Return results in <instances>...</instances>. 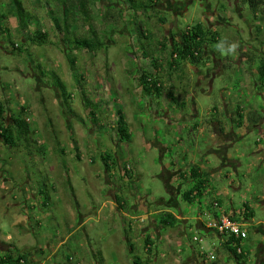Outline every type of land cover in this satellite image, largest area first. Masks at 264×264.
I'll return each instance as SVG.
<instances>
[{"label": "rangeland", "instance_id": "obj_1", "mask_svg": "<svg viewBox=\"0 0 264 264\" xmlns=\"http://www.w3.org/2000/svg\"><path fill=\"white\" fill-rule=\"evenodd\" d=\"M23 3L38 26L21 29L11 0H0V13L6 16L0 32V104L8 123L19 115L26 119L34 144L29 158L24 149L0 140V256L15 247L31 254L28 264H134L135 256L146 264H238L218 236L198 228L199 219L206 226L235 209L234 219L247 224L248 238L241 244L247 264H257L264 247V209L254 199L264 195V167L253 164L264 139L253 126L264 123L247 122L252 128L235 129L230 140H217L211 131L213 122L231 121L224 104L231 106L230 113L240 108L245 118L252 111L264 114V57L259 58L264 52L254 46L264 33L248 22L253 20L250 7L237 0H152V10L135 13L129 0H100L93 8L96 28H119L107 51L91 54L64 41L49 16L50 9L62 16L51 0ZM196 24L218 33L220 44L211 48L223 62L209 57L199 65L174 64V46ZM38 29L49 35L43 45L31 42ZM138 32L146 38L137 39ZM12 44L24 52L14 51ZM233 45L239 50L234 54ZM226 56L238 60L224 63ZM31 58L63 79L74 114L34 72ZM142 71L163 84L160 98L144 94ZM81 90L98 104L95 117ZM120 113L130 142L118 134ZM105 154L116 162L112 174L105 168ZM190 166L220 169L222 178L210 175L209 183L221 194L186 202L183 195L194 182L179 180L174 172H187ZM217 198L220 208L213 205ZM245 203L255 209L250 222L242 217ZM167 212L179 220L174 228L160 226ZM209 253L216 260H208Z\"/></svg>", "mask_w": 264, "mask_h": 264}, {"label": "trees", "instance_id": "obj_2", "mask_svg": "<svg viewBox=\"0 0 264 264\" xmlns=\"http://www.w3.org/2000/svg\"><path fill=\"white\" fill-rule=\"evenodd\" d=\"M99 1L100 0H51L56 11L62 14V16L61 18L56 17L54 9H50V19L55 24V26L62 31L64 41L73 44V49L75 51L85 50L91 54H94L102 50L107 51L110 48L109 45L115 42V37L119 28L116 27V24L107 25V28L104 30H98L94 24L96 17L93 14V8H96V5ZM129 1L132 3L131 10H133L135 13H147L155 7L152 5V0H147V2L140 1L138 3H135L133 0ZM239 2H241V5H248L253 14L260 13V11L264 10V0H239ZM11 5L13 6L14 10L12 13L14 14V17L19 19V26L21 29H28L31 25L38 26L39 22L37 18L31 14V11L25 8L23 0H11ZM4 19H6V16L0 13V32L4 31L2 26ZM48 36L49 35L46 32H42L40 29H38V31L33 34L31 42L43 45L47 42ZM137 36V39L139 40L146 38V35L139 32ZM219 43L220 39L217 32H213L201 24H196L195 26L189 27L182 32L180 42L174 46L171 56L175 65H178L179 63L199 65L202 62L205 63V59L217 55L214 48L211 47H214V45ZM12 47L14 51L19 52V54L24 52L19 46L16 47L14 44H12ZM250 60L254 61L252 58ZM30 63L34 72L41 78L47 80L48 85L54 87L57 90L60 100L68 114H74V109L72 107L73 96L69 92L66 83L59 76V74L54 70L46 69L33 58L30 59ZM262 66L261 84L264 88V65ZM139 81L142 91L147 96H155L160 98L164 93L163 84L158 78L154 77L152 73L142 71L141 79ZM172 94V92H168L167 97L170 98V100L176 104L178 108L184 109V103H179ZM81 96L84 100L86 109L89 111V114L95 117L99 108L98 104L91 101L86 93H84L82 90ZM21 110L23 113L27 111L24 107H22ZM239 119L240 121L242 120V122L244 120V116L241 113L239 114ZM259 119V115L256 113H250L249 116H247L246 121L248 124L252 123L256 125L258 124ZM11 121L12 124L8 123L4 119V110L0 104V140L5 146L14 150L19 151L24 149L26 155L29 158H32V143L34 144V142L31 138L32 131L29 123L20 115L15 118H11ZM96 121L97 120H93V122ZM118 124L117 130L120 139L122 141L126 140L127 142H130L131 136L128 132L127 123L122 113L119 114ZM249 127L252 128V125ZM255 127L253 126V128ZM102 159L107 172L112 174V172L115 171L117 167L113 156L111 154H105L102 156ZM124 172L128 177H131L126 168H124ZM189 178L194 182V187L191 190L185 192L183 198L186 202L193 203L203 196L202 192L205 191L204 187L208 183L205 179H202L200 171L195 168L191 169V175ZM181 179L187 181L188 178L181 176ZM254 216V211L245 204L242 217H244L246 221L250 222ZM178 223L179 220L169 212L164 213L160 220V226L164 229L174 228ZM220 238L222 248L226 250L238 264L248 263L249 255L246 254L241 248L242 242L246 240L248 236L246 239L236 238L234 236L227 238L221 236ZM146 243L147 245L149 244L148 241ZM30 257L31 254L12 247V249H10L5 255L0 256V264H28V258ZM134 258V264H146L141 260V258H138L137 256Z\"/></svg>", "mask_w": 264, "mask_h": 264}, {"label": "crops", "instance_id": "obj_3", "mask_svg": "<svg viewBox=\"0 0 264 264\" xmlns=\"http://www.w3.org/2000/svg\"><path fill=\"white\" fill-rule=\"evenodd\" d=\"M237 2H238V4H241V2H239V0H237ZM264 9V8H263ZM237 14H239V12L237 13ZM240 16H242V15H240ZM252 19L253 20H248V22H250V25L251 26H254V25H256L257 26V32H261V34H263L264 33V10H262V11H260V13H256V14H253L252 13ZM259 20V21H261V22H257L256 24H253L254 22H252L251 23V21H254V20ZM202 26H204V27H209V26H206V25H202ZM215 29V28H214ZM255 29V28H254ZM216 32V31H215ZM255 47L256 48H259L258 50L260 51V53H262V50H263V52H264V40H259V39H257V40H255ZM220 44V43H219ZM219 44H217V45H219ZM255 48V49H256ZM232 51H233V54L237 51H239L238 50V48H235V50H233L232 49ZM217 52V51H216ZM247 52V51H246ZM218 53V52H217ZM246 56V55H245ZM247 57V56H246ZM264 56H260L259 58H263ZM214 58V61H219V62H223V60H222V56L221 55H219V54H217L216 56H214L213 57ZM226 59L224 60V63H229V64H231L232 62V64H234V62L235 61H237L238 59H236L235 61H231L230 60V57H228V56H226L225 57ZM245 59V58H244ZM263 60H264V58H263ZM254 62V61H253ZM222 67H226V65H222ZM260 74H261V69H260ZM261 79H262V77H261V75H260V84H261ZM225 106H224V109H223V111L225 112V113H227V118L229 119V120H231V121H225L223 118L221 119L222 120V122L221 121H217V122H213L212 123V125L214 126V128H213V130L211 129V131H213V138H215V139H217V140H220V139H222V140H230V139H232L233 137H236V132H235V129H241V127H243L244 129L245 128H248V126L249 125H247L246 124V121H245V116H244V120H243V122H242V120L240 121V119H239V113H241V114H244V112H243V110H241L240 108H238V110H232L234 113H230V108H231V106L230 105H228V104H224ZM190 111V108L189 109H187V112H189ZM215 111H217V109H215ZM243 113H242V112ZM264 111H262V113H263ZM242 123V124H241ZM262 123H264V119H262L261 120V122H260V124H262ZM229 125H230V127H229ZM232 127V128H231ZM195 128H197V125L195 126ZM255 132L256 133H258L260 136V139L261 140H263L264 139V125H263V127L262 128H260V126H256L255 127ZM198 130H201V128L200 127H198ZM246 130V129H245ZM259 154V155H258ZM255 158H256V162L253 164V166L254 167H256L257 169L258 168H262V167H264V149H259L258 151H257V153H256V155H255ZM261 161H263V164H262V166H260V165H258V162H261ZM206 162H209L208 160H206ZM230 165L231 166H234L233 165V163H230ZM193 168H195V169H198L199 171H200V175L202 176V179H205L206 181H207V185L204 187V190L205 191H203L202 192V195H209L210 193H213L212 195L213 196H215V197H217V195H220L221 194V191H219V190H217V188H212V186H210V183H209V181H211V177H213L214 175H216L217 174V176H219V178L221 179L222 177H221V175L219 174V170L220 169H216V168H214L212 171H207V170H204L205 168H202V167H198V166H193V167H189V169L187 170V172L185 171V172H179V171H176V172H174L176 175L178 174V178H180V176H185L186 178H189L190 177V175H191V169H193ZM127 169V168H126ZM127 171H128V169H127ZM210 172L212 173V174H210ZM124 174H125V172H124ZM126 175V174H125ZM211 175V177L209 178V176ZM127 176V175H126ZM227 177V176H226ZM179 180H182L181 178L179 179ZM126 181V180H125ZM127 182V181H126ZM185 183V182H184ZM231 185H232V183H231ZM178 187H181V189H180V191L183 189V186H182V184H180V185H178ZM234 189L235 190H237L238 188L237 187H234ZM256 202H257V205L259 206V208H261V209H264V195L263 196H260V197H257V198H255L254 199ZM215 201H217V202H215L213 205L215 206V204L216 203H218L219 201H220V199L219 198H217ZM198 203H200V201H199V199H198V201H197ZM202 204V203H201ZM200 204V205H201ZM246 205H248L249 206V208H251L254 212H255V209L252 207V206H250L248 203H245ZM244 204V205H245ZM220 205H221V203H220ZM219 205V206H220ZM243 205V206H244ZM244 208V207H243ZM228 215L227 216H230L232 219H234V216L236 215V212H235V209H233L232 210V215H233V217L231 216V214H229V213H227ZM223 215H226V214H223ZM237 217V216H236ZM201 218V217H200ZM235 221H237V222H239V223H241V224H243L242 222H240V221H238V220H236V219H234ZM247 224L245 223V225H243L244 227L246 226ZM198 228L199 229H201V228H203V222L199 219V224H198ZM214 235V234H213ZM215 237H216V235H214ZM218 237H216V239H217ZM216 239H214V243H217L218 242V240H216ZM221 242V241H220ZM263 249H264V247H263V245L261 246ZM264 251V250H263ZM263 251H261L260 253H261V257H259V261L257 262V264H260V263H262V262H264V252ZM261 259H263V260H261Z\"/></svg>", "mask_w": 264, "mask_h": 264}, {"label": "built area", "instance_id": "obj_4", "mask_svg": "<svg viewBox=\"0 0 264 264\" xmlns=\"http://www.w3.org/2000/svg\"><path fill=\"white\" fill-rule=\"evenodd\" d=\"M215 207H219L218 203L215 204ZM203 227L207 231L213 232L219 238L221 236H223L224 238L234 236L236 238L246 239L248 236V232L243 226V224L233 220L230 216H227V215H222L220 219L215 218L214 221L210 222L206 226L203 225ZM194 241L200 242L201 240L195 237ZM207 258L210 261L216 260V256L214 255V253H209L207 255Z\"/></svg>", "mask_w": 264, "mask_h": 264}, {"label": "flooded vegetation", "instance_id": "obj_5", "mask_svg": "<svg viewBox=\"0 0 264 264\" xmlns=\"http://www.w3.org/2000/svg\"><path fill=\"white\" fill-rule=\"evenodd\" d=\"M251 113H256V114L258 115V111H255V112L252 111ZM239 114H240V113H239ZM249 114H250V113H249ZM249 114H247V116H249ZM259 116H260V115H259ZM246 119H247V118H245V121H246ZM262 119H264V114H263V117L260 116L259 121L261 122ZM246 123H247V121H246ZM254 127H255V126H254ZM243 210H244V208H243ZM243 213H244V212H243ZM254 215H255V212H254ZM263 250H264V249L261 248V249H260V252L263 251ZM260 252H259V255H258L259 257H261V253H260ZM263 252H264V251H263ZM258 261H259V260H258Z\"/></svg>", "mask_w": 264, "mask_h": 264}, {"label": "clouds", "instance_id": "obj_6", "mask_svg": "<svg viewBox=\"0 0 264 264\" xmlns=\"http://www.w3.org/2000/svg\"><path fill=\"white\" fill-rule=\"evenodd\" d=\"M232 47H233V50H234L236 46H235V45H233ZM219 207H220V206H219ZM245 229H246V228H245ZM247 232H248V231H247Z\"/></svg>", "mask_w": 264, "mask_h": 264}]
</instances>
